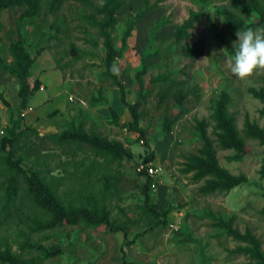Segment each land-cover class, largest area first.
Instances as JSON below:
<instances>
[{
    "label": "rangeland",
    "instance_id": "rangeland-1",
    "mask_svg": "<svg viewBox=\"0 0 264 264\" xmlns=\"http://www.w3.org/2000/svg\"><path fill=\"white\" fill-rule=\"evenodd\" d=\"M103 3L41 0L30 20L24 7L1 14L0 138L11 139L14 122L20 127L13 145L0 139V252L9 253L0 264H264V69L239 79L228 67L245 29L237 21L264 26V0H117L108 30L115 66L145 138L129 129L132 114L108 76L96 24ZM20 37L34 59L26 104L6 68ZM226 123L245 153L222 146ZM73 132L107 145L70 146ZM206 139L219 166L243 183L199 178ZM143 172L157 214L146 207ZM33 174L51 186L59 209L87 211L96 222L69 224L41 209L28 193ZM15 175L8 203L4 183Z\"/></svg>",
    "mask_w": 264,
    "mask_h": 264
},
{
    "label": "trees",
    "instance_id": "trees-1",
    "mask_svg": "<svg viewBox=\"0 0 264 264\" xmlns=\"http://www.w3.org/2000/svg\"><path fill=\"white\" fill-rule=\"evenodd\" d=\"M41 0H0V23H1V14L5 10H10L13 7H24L25 13L23 16L25 18H28L29 20L34 18L35 16L39 15L41 12ZM122 3H117V0H104V3L100 7L99 11L100 13L104 14L103 19L101 21H96V24L98 25L100 32L102 36L105 39V46H106V67L108 70V76L113 81L114 85L119 87L121 93H122V102L124 105H126L132 114L133 122L129 124V129L131 131H134L136 133H139L142 138H145L146 132L141 127L140 123V115L136 109V106L131 105L127 102L125 98V86L121 80H119L118 74H113L111 71L112 67L115 66V59L118 57V53L113 45V40L111 37V33L108 31L110 28H113L115 26V14L118 8L121 6ZM194 19H191L187 21L184 25V27L181 29L180 34L177 35V41H181L182 38L185 36V32L188 28H192L194 26ZM237 26H241L244 28L251 27L253 25H250L248 23H241L237 21ZM237 28V27H236ZM133 31V25H130L127 28V31L125 32L124 38H123V46H125L127 39L131 36ZM4 50V48H2ZM9 54L13 57V63L6 67L15 77H17L20 80L21 87L19 95L22 98L24 104L27 103L28 97L33 91V87L30 83V69L32 67V64L34 63L33 57L30 55L28 50L26 49L24 40L20 37L19 39L15 40L8 48ZM2 61V60H1ZM35 89H38V84L35 87ZM116 115V113H113ZM14 126L7 129L8 133L12 136L11 139L8 141H5V138H0L3 142V147L6 148L9 144L13 145L14 137L16 136V132L20 127L19 122H14ZM225 131V134L220 137H222V146L224 148H234L237 151L241 152L242 154L245 153L244 146L242 142L238 139V136L236 132L234 131L233 126H229L227 123L222 127ZM257 129H251L248 131L249 136H257L259 137V133L256 132ZM72 137H68L67 139L70 142V146H72L74 143L77 144L78 148H81L82 145H91L94 147L93 149H96L97 145L99 143H102L106 146L107 143L105 141H100L97 137H90L85 138L87 135L83 134V137L79 133H72ZM60 144H64L65 140L59 139ZM264 143V141H263ZM202 156L199 158H196V166L199 167V170L201 171L199 178H204L206 176H210L214 178L217 181H224L229 183V188H234L241 183L245 181V177H235L232 176L228 171L221 168L218 164V160L216 157V153L213 149V145L210 139H206V147L201 151ZM11 157L8 159V162H6L7 165V173L9 171H12L11 174L14 173V167L15 164L12 165L11 163ZM154 160V155L150 154L145 159V163H149ZM17 165H19V162H17ZM144 177H146V189H145V196L147 199V209L149 212L155 213V210L150 207L148 204V201L150 199L149 196V187L148 184L151 182V178L147 175V173L143 172L142 174ZM17 178V175L14 177H11L9 179V182H6L4 184H8L7 188V200L8 203H10L13 198L17 195V191L15 189L16 183L15 180ZM28 193L29 195L36 200V202L39 203V206L44 211H47L49 213L54 214L55 216L59 217L60 221H66L69 224H74L80 220H86L88 222H96V220L90 215L87 211H80L75 214L67 213L66 211H62V209H59L54 192L51 189L50 185H44L43 182L36 177V175H31L28 181ZM10 184V185H9ZM14 185V186H13ZM157 214V213H155ZM8 249V248H7ZM9 253H3L0 252V260L1 262L4 261L5 257Z\"/></svg>",
    "mask_w": 264,
    "mask_h": 264
},
{
    "label": "clouds",
    "instance_id": "clouds-1",
    "mask_svg": "<svg viewBox=\"0 0 264 264\" xmlns=\"http://www.w3.org/2000/svg\"><path fill=\"white\" fill-rule=\"evenodd\" d=\"M236 36L228 67L234 76L246 79L255 71L264 69V26L240 29ZM111 71L118 74L119 70L113 66Z\"/></svg>",
    "mask_w": 264,
    "mask_h": 264
},
{
    "label": "built area",
    "instance_id": "built-area-1",
    "mask_svg": "<svg viewBox=\"0 0 264 264\" xmlns=\"http://www.w3.org/2000/svg\"><path fill=\"white\" fill-rule=\"evenodd\" d=\"M143 169V168H142ZM141 169V170H142ZM146 170H147V172H149V174H151V175H153V173H154V169H153V167H151V166H147L146 165Z\"/></svg>",
    "mask_w": 264,
    "mask_h": 264
}]
</instances>
